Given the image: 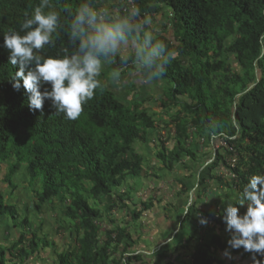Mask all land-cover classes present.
I'll use <instances>...</instances> for the list:
<instances>
[{
  "label": "trees",
  "instance_id": "obj_1",
  "mask_svg": "<svg viewBox=\"0 0 264 264\" xmlns=\"http://www.w3.org/2000/svg\"><path fill=\"white\" fill-rule=\"evenodd\" d=\"M105 1H115V7L120 9L112 14L114 17L129 18L130 13L122 9L124 0H48L45 10L59 14V25L39 54L47 57L78 52L80 41L71 35L78 9L84 4L99 9ZM40 2L0 0V160L16 159L9 167L7 181L15 186L13 175L25 164L31 181L42 185L36 193L35 207L39 213H44V205L61 194L70 200L64 214L79 222L84 235L79 251L73 254L75 260L71 254L60 253L59 264H147L150 262L147 255L131 254L134 240L128 228L117 226V230L109 229L101 237L98 219L102 212L97 205L103 196L113 195L126 176L139 178L145 173L143 157L132 159L128 154L135 152L137 141L148 140L150 132L158 129L159 121L147 108L140 104L130 107L109 89L103 69L98 77L101 87L76 119L52 108L50 100H45L42 111L30 110L24 88L13 87L12 78L18 66L9 63L4 34L19 31L25 14L31 15ZM135 3L145 16L153 11L160 13L164 7L174 13V36L164 33L152 40L163 41L169 50L177 52L176 58L161 71L166 56L153 61L151 66L141 61L148 72L167 82L169 103L183 104L192 119L194 133L198 131L208 143V152H203L204 145L202 154L186 148L192 135L185 118L177 124L176 150L170 157L163 153L159 156L169 164V169L183 164L191 170H201L204 164L201 161L208 156L210 162L201 172L200 186L216 178L213 171L217 168H229L236 178L218 179L235 189L239 197L253 175L264 174V0H135ZM132 26L127 38H138L137 31L142 27ZM142 43L145 46L144 37ZM103 60H109L114 70H122L133 67L135 56L114 54ZM233 60L241 71L233 68ZM223 141L226 144L217 147ZM235 154L240 158L232 167L228 158ZM179 182L182 193H188L189 177ZM144 206L143 210L131 211L134 221L151 204ZM225 209L213 215L197 203L190 207L183 230L188 229V220L200 224L183 245L191 248V243L196 242L191 261L186 264H228L219 257L221 251L229 249L223 237ZM207 218L214 220L213 226L201 222ZM3 219L13 220L16 227L29 228V217H24L17 205L8 203L0 188V221ZM25 238L24 230L14 248L0 245V264H20L19 260L24 263L42 247L54 245L47 237L40 238L34 233L27 246L20 247ZM17 246L20 250L15 254L13 249ZM232 251L242 264H264V255L255 254L254 258L243 248ZM176 252L162 248L159 255L168 264H179Z\"/></svg>",
  "mask_w": 264,
  "mask_h": 264
},
{
  "label": "clouds",
  "instance_id": "obj_2",
  "mask_svg": "<svg viewBox=\"0 0 264 264\" xmlns=\"http://www.w3.org/2000/svg\"><path fill=\"white\" fill-rule=\"evenodd\" d=\"M46 8L48 0H41L31 15L25 14L19 31L10 30L4 34L9 63L18 66L12 78L13 87L24 88L30 110L42 111L45 100H50L52 108L69 119H76L84 104L101 87L98 77L104 66L103 58L118 52L133 26L126 17H108L103 10L84 4L74 17L71 33L80 41L78 52L45 57L39 53L50 43L59 25V14L46 11ZM144 43L145 47L137 50V56L144 63L151 66L160 57H167L160 71L178 55L163 41L154 43L149 35H145ZM111 76L115 80L120 73L113 71ZM245 204L247 209L241 214L240 206ZM225 212L226 230L232 233L229 246L243 248L254 254V258L255 254L264 255V174L253 175L236 203H228ZM187 213L186 208L183 214ZM201 222L206 224L207 220Z\"/></svg>",
  "mask_w": 264,
  "mask_h": 264
},
{
  "label": "rangeland",
  "instance_id": "obj_3",
  "mask_svg": "<svg viewBox=\"0 0 264 264\" xmlns=\"http://www.w3.org/2000/svg\"><path fill=\"white\" fill-rule=\"evenodd\" d=\"M115 6H117L116 2L113 1L110 2L107 7L100 6L101 9L99 10L105 9L103 11L106 12L109 16L111 15V13L117 14V12H119L120 9ZM167 10L164 7V9L160 11V13H155L153 11L152 15L146 14L143 20L144 22L142 21V29L140 31H137L138 38L136 36H131L128 37L129 40L132 42L138 40L137 44L138 46L140 45L139 48H144L145 46H143L144 44L142 43V37H145V35L151 36L152 39H156L158 38V36L164 33L166 35L174 36V30L172 29V26H169L171 12ZM134 17L135 19L141 21L138 16ZM128 20L131 24H133L130 17L128 18ZM140 32H143L145 35H141L142 33L140 34ZM231 42L232 40L229 39L228 43L230 44ZM136 55L137 54H135L134 56L137 57ZM104 61L107 62L104 64L103 69L107 74L106 81L108 87L113 89L117 93V95L121 99H123V101H125L126 104H128L130 107H134L136 104H140L142 105V108H146L145 105L147 101L149 102V106L156 109L153 110L156 112L155 116L159 121L157 135L158 144H156L153 149L146 148L145 154L139 152V150L135 147V152L129 153L128 157L135 159V157L137 156H142L146 173L150 174V172H154L155 169L166 170L162 171L161 175L160 173H157V176L162 177V179L168 180L169 175L167 174L171 173L173 169L168 168L169 164L166 163L159 156V154L163 153L170 157L173 151L176 150L175 147H177V141L175 137H177V124L185 118H188L192 139L188 140V142L186 143V148L190 151L202 154L201 152L204 149L205 145L204 138L197 133L198 131L194 133L195 130L193 131V127L191 126L192 119L191 117L189 118L183 104H181L180 106H175L173 105V103H169L168 98L166 97L167 95L161 98L159 97L158 100L153 97L151 100H143L142 102H138L139 100L134 99L132 93L129 92V94H127L125 93V91L123 92L122 90H118V86L115 84V82L110 80V78L112 77L111 73L115 70L109 64L110 61ZM132 68H134V66ZM233 68L236 71H241L239 64L237 62H234V60ZM128 72L132 71L129 70ZM137 94L141 93L139 92ZM166 102H168L169 105H166ZM151 136L153 137V135ZM223 144H226V141L218 144L217 147L222 146ZM148 152L151 154H149ZM210 153L212 152L210 151ZM236 156L238 157L239 161L240 157L237 154ZM230 158L231 157L228 158V161H230ZM189 160V158L186 159V161L188 162ZM208 160L209 158H207L206 160L202 159L201 162L204 163L202 165L203 167L207 166ZM15 161V158L0 160V188H2L3 190L6 201L8 203L17 205L23 216L29 217V228L25 229L19 227V233H17L18 231H16V233L13 232L8 236V238H5V236L1 234L0 242L2 243H0V245L5 248H14L16 244H19L18 242L20 241L21 234L25 230L26 238L24 240V243L19 245L20 247L27 246V241L33 236L34 233H36L40 238L47 237L54 245L48 248L42 247L37 254L32 256L24 263L19 260L18 262L20 264H57V255L60 253L71 254L72 260H75V256L73 254L79 251L81 246L80 239L83 237L84 232L83 229L80 228L79 222L77 220L67 218L64 214V211L66 210L67 205L70 203V200L66 198L65 194H61L60 197H56L50 203L44 205V213H39L35 207L36 203L38 202L36 193L39 190L41 191L42 185L39 181H31L27 170V165L24 164L23 167L13 175V182L15 186L11 185L7 181L9 167ZM176 165L177 166L175 167L179 168L177 170H188V174L191 175L192 171L185 168L183 164ZM154 176H156L155 172ZM137 179L139 178H134L131 175L126 176L124 183L120 187H118L115 193L113 195L103 196L101 199V203L97 205L102 212V216L98 219L102 238L105 237L106 232L109 229L117 230V226L121 228H128L130 231L132 230L134 235L137 234V227L133 226V222L130 223L131 220L128 219L129 212L127 210L128 208L134 210L132 207H130L135 205L134 202L137 199V197L133 195V191H136L142 187V185L138 186L136 184L135 181ZM123 187L127 192L120 191ZM128 190H132V193L128 192ZM120 195L122 197H120ZM138 198L140 199L141 197L138 195ZM91 201L92 203H94L95 200L91 199ZM141 202L142 201L140 199V201H138L139 206H141ZM134 211H138V207H136ZM20 247L17 246L15 249H13L15 254H17V252L20 250ZM132 247H134V244H132ZM221 252L222 253H220L219 257H221V255L224 253V251ZM178 258L181 257L179 256ZM183 260L188 261V258L184 256ZM231 264L239 263L233 261Z\"/></svg>",
  "mask_w": 264,
  "mask_h": 264
},
{
  "label": "crops",
  "instance_id": "obj_4",
  "mask_svg": "<svg viewBox=\"0 0 264 264\" xmlns=\"http://www.w3.org/2000/svg\"><path fill=\"white\" fill-rule=\"evenodd\" d=\"M110 2L112 1H105L101 6L107 7ZM165 8L171 12L168 7ZM108 17L114 16L111 13ZM139 46L136 41L132 42L127 38L116 54L131 57L137 54ZM142 48L143 47L139 49ZM105 63L107 62L104 61V64ZM109 64L111 65V62H109ZM131 64L134 68L115 70L120 73L118 79L114 80L112 77V79L110 78V80L114 81L118 86V90L125 91L127 94H129V92L132 93L133 98L139 100L138 102L151 100L153 97L158 100L159 97L161 98L167 94V82L148 72L140 57H135V60H133ZM129 70L132 72H128ZM111 90L115 92L113 89ZM139 92L141 94H137ZM115 94L117 95L116 92ZM148 103L149 102L146 101V108L150 113L155 115L156 112L153 110L155 108L149 106ZM151 135H153V137ZM157 135L158 129H155L150 132L147 141H137L134 144V147H136L139 152L145 154L146 148L153 149L155 145L158 144ZM207 144L208 143H205V149L203 152H208V149L206 148ZM212 155L214 156V153H212ZM207 158L208 156H205L204 159L206 160ZM204 168L205 166L202 167L201 170L189 169L192 171L190 175L188 174V170H177L179 168L175 167L176 170H171L173 173L171 172L167 174L169 175L168 180L157 176V173H160L161 175V172L166 170L155 169L154 172L156 173V176H154V172L152 171L150 174L145 172L135 181L138 186L142 185V187L133 191V195L137 197V199L134 202L135 205L130 207L134 210L138 207V211H140L145 208V204H151V206L142 212V216L138 221H134L131 215V211L133 212L134 210L131 208L127 209L129 212L128 219L131 220H129L130 223L133 222V226L137 227V234H135L137 236H135L131 230L134 240V247H131L130 249L132 255L140 253L147 255L150 261L147 264H168V261L163 260L159 255L162 248H167L172 250L176 249V256L181 257L178 258V260H180L179 264H186L191 261L192 249L195 247L196 242L193 241L191 243V248H184L185 246L183 245L186 244V239L194 234L200 223L195 220H188L186 221L188 229L183 230L182 225L187 215L183 214L185 209L187 208L189 210L194 203H197V205L204 210L213 215H218L228 206V203L234 204L238 200V192L229 186L221 184L218 179V177L228 180L231 179L228 170L224 167L217 168L213 171V174L216 177L215 179H208L206 186H200V176ZM192 174L194 176H192ZM190 176H192V178ZM185 177H189V182L191 184V189L188 193H182L183 186L179 182L181 178ZM121 189V192H127L124 187ZM128 192L132 193V190H128ZM138 195L141 197V206L138 204V201H140ZM189 204L191 205L190 207H188ZM246 209L247 205L245 204L240 208V213L243 214ZM43 210H45V208H43ZM206 220H208V218ZM18 228L19 227H16L11 219H3L0 221V235L3 234L5 238H8L13 232L16 233V231H18L17 233H19ZM231 236L232 233L225 229L223 237L227 243ZM184 256L188 258V261L183 260ZM220 259L228 264L233 261L242 264V260L235 256L230 246L228 250L224 251ZM57 260V264H59V258H57Z\"/></svg>",
  "mask_w": 264,
  "mask_h": 264
},
{
  "label": "built area",
  "instance_id": "obj_5",
  "mask_svg": "<svg viewBox=\"0 0 264 264\" xmlns=\"http://www.w3.org/2000/svg\"><path fill=\"white\" fill-rule=\"evenodd\" d=\"M101 9V8H99ZM122 9L125 11V12H128L130 13L129 16L131 21L133 22L134 25L136 26H142L143 25V20H144V17L145 15L141 14L137 8V5L135 3V0H124L123 3H122ZM105 10V9H103ZM134 16H138L141 21H139L138 19H135ZM143 21V22H142ZM174 24V13L171 11V14H170V19H169V26H172ZM145 25V24H144ZM224 145V144H223ZM229 164L232 166V167H235L238 163V157L235 155H233L230 159ZM227 169V168H226ZM228 170V173L230 175L231 178H236V173L232 170V169H227ZM207 225L208 226H213L214 225V220L213 219H208L207 220ZM204 232V230H201V233Z\"/></svg>",
  "mask_w": 264,
  "mask_h": 264
}]
</instances>
